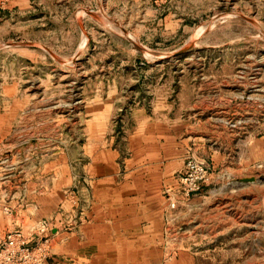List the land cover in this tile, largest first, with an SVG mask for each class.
Listing matches in <instances>:
<instances>
[{
  "label": "rangeland",
  "instance_id": "1",
  "mask_svg": "<svg viewBox=\"0 0 264 264\" xmlns=\"http://www.w3.org/2000/svg\"><path fill=\"white\" fill-rule=\"evenodd\" d=\"M139 107L179 122L209 185L163 235L106 234L92 145ZM0 201L13 229L53 222L48 264H264V0H0Z\"/></svg>",
  "mask_w": 264,
  "mask_h": 264
},
{
  "label": "crops",
  "instance_id": "2",
  "mask_svg": "<svg viewBox=\"0 0 264 264\" xmlns=\"http://www.w3.org/2000/svg\"><path fill=\"white\" fill-rule=\"evenodd\" d=\"M129 120L123 142L105 148L103 140L96 138L92 145L98 151L92 153L94 163L88 169L89 223H93L90 227L109 230L106 234L126 226L141 228L148 235H163L168 224L165 193L178 188L191 140L181 134L178 121L165 115L151 116L141 107L133 109ZM111 138L112 144L118 142L116 136ZM211 156L213 159L214 154ZM211 163L215 168V159ZM208 185L209 182L203 191ZM195 199L196 196L189 204ZM0 204L8 205L1 201ZM185 207L181 205L177 213L181 215ZM12 223L11 214L0 213V240L14 228Z\"/></svg>",
  "mask_w": 264,
  "mask_h": 264
},
{
  "label": "built area",
  "instance_id": "3",
  "mask_svg": "<svg viewBox=\"0 0 264 264\" xmlns=\"http://www.w3.org/2000/svg\"><path fill=\"white\" fill-rule=\"evenodd\" d=\"M211 168L193 156L187 157L179 174L177 190H167L170 211L187 206L200 194L211 177ZM11 207L0 204V213L10 214ZM167 215V212H166ZM53 222L42 219L28 231L16 228L8 231L0 240V264H48L51 253Z\"/></svg>",
  "mask_w": 264,
  "mask_h": 264
},
{
  "label": "water",
  "instance_id": "4",
  "mask_svg": "<svg viewBox=\"0 0 264 264\" xmlns=\"http://www.w3.org/2000/svg\"><path fill=\"white\" fill-rule=\"evenodd\" d=\"M184 50H186V48H184Z\"/></svg>",
  "mask_w": 264,
  "mask_h": 264
}]
</instances>
